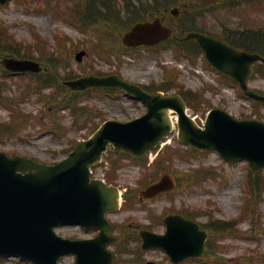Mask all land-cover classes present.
<instances>
[{
  "label": "rangeland",
  "instance_id": "obj_1",
  "mask_svg": "<svg viewBox=\"0 0 264 264\" xmlns=\"http://www.w3.org/2000/svg\"><path fill=\"white\" fill-rule=\"evenodd\" d=\"M48 1L53 4L54 8L58 4L67 2L65 0H17L5 7L0 6V18L11 28V32L17 40L25 44L34 42V36L32 35L34 30L41 34L53 50L59 48V39L65 36L69 37L71 41L68 43V47L71 48L72 55L69 61L70 66L66 70H61L62 76H64L65 72L83 76V73H89L94 67L105 72L119 70L129 80L152 84L157 81L160 83L164 74L168 72L172 78L176 79L177 83L195 95L194 99H196L198 104L204 102L205 105L209 101L208 105L223 108L239 118L251 116L250 109L242 103L243 100L238 91L225 80H222L201 57L196 58V61H192L189 58L178 60L174 56L173 48L169 46L159 50H137L134 54L125 53L124 57L122 56L124 62L121 65L118 63V59L106 58L90 52L92 41L97 40V36L92 30H88L86 35H83L73 29L69 22L56 18L52 12L37 10V8H45ZM158 2L163 4L162 9L167 7V2L163 3L164 0H158ZM226 4L232 6L229 1ZM157 5L158 11L155 4V8L151 12L160 13V5ZM26 6H29L31 10H27ZM66 8L68 7L66 6ZM68 9L73 10V8ZM206 10L207 8L198 7L201 15L189 12H185V14L196 17L202 29H211L212 32L218 34L222 31L218 28L222 26V22L224 26L232 29H235L239 23L238 18L233 19V16L230 18L229 12H216L205 16ZM220 15L225 17V21L218 18ZM203 17H205L204 20ZM169 20L177 26L183 25L188 21L190 24L188 27H195V20L191 21L185 15L180 19ZM122 21L128 24L129 18L122 17ZM257 22L260 21L257 20ZM116 35L118 36L119 32ZM73 43L75 47H73ZM79 50H86L87 54L78 63L75 55ZM35 55L37 57V54ZM178 64L182 65L179 67ZM42 77L45 78V75ZM0 81L7 82L11 97L17 95L19 98L21 94L17 91L18 87L23 88L31 83L27 77L21 78L18 76L8 78L0 76ZM223 87L231 88L234 93ZM250 87L264 92V76L257 75L252 78ZM50 91L51 89L45 90L47 96L44 102L40 99L42 95L32 94V91L25 95V101L22 102L21 107L29 115L26 126L24 129L18 130L15 135L2 136L0 138V150L11 155L20 154L38 159L44 163H53L66 156L65 150L73 140H82L90 135L92 126L87 127L86 121L84 123L80 117L79 123L72 126L74 117L68 111L48 110V94ZM80 97L82 98L81 105H88L93 110H99L100 115L105 116L106 119L128 120L145 111L144 106L140 102H135L121 93L112 94L90 91L86 94H80ZM260 112L264 113V108H261ZM190 113L198 116V118H204L205 114L204 111L194 113L191 109ZM10 116V111L0 103V120L8 122ZM95 123H101V118H96ZM54 127L59 128V130H54ZM166 144H170L169 147L174 157L173 164L169 167L172 172H179L183 174L184 178L191 168L199 169V166H204L213 171L215 178H193L197 182L193 183V185H189V180L184 178L183 185L179 191L171 196H162L153 202L143 204H137L138 201L136 200L135 203L134 200V209L130 211L122 209L121 213L115 217L117 222L122 220L137 222L149 225L156 231H163L164 228L159 216L173 209L189 210L190 212H212L215 218L225 221L239 218L243 213L244 205L247 207V203L242 199L245 191V178L249 171L245 165L246 163H225L219 155L213 153H201L193 156L191 160H185L181 155L185 153L186 147L177 140L176 135L170 136ZM108 157L112 159V162L120 163L118 171L115 172L116 177L114 179L117 180L115 183L118 186L130 188L136 197L138 191L146 185L145 183L148 179H141L140 171L137 168L135 169L136 165L133 164L130 158L124 157L114 150L109 153ZM190 175L193 177V173L190 172ZM127 201L133 203L130 202L129 198H127ZM251 202L249 214L244 217V223L237 228L240 232L237 237L242 234L257 235L262 240L258 243H256L255 239L243 242L239 241V238L234 237L236 235L222 236L217 242L221 244L219 254L223 257V260L218 264H264V194L259 196L258 203L253 198ZM198 220L201 223H206L208 218L199 217ZM253 220L255 222L254 227L251 225ZM61 232L64 236L73 238H86L91 235L90 232H85L81 228L65 229ZM210 243L215 245L214 236H212ZM128 246L131 248V253L120 257L118 262L125 258L127 262L133 261L131 264H143V255L138 250L137 242L132 240L128 243ZM156 254L158 255L159 253ZM208 261L210 262V260ZM0 264L28 263L5 259L0 261ZM62 264H73V258L64 259ZM185 264L212 263L203 260H193Z\"/></svg>",
  "mask_w": 264,
  "mask_h": 264
},
{
  "label": "water",
  "instance_id": "obj_2",
  "mask_svg": "<svg viewBox=\"0 0 264 264\" xmlns=\"http://www.w3.org/2000/svg\"><path fill=\"white\" fill-rule=\"evenodd\" d=\"M169 36L171 30L157 21L137 25L125 42L155 45ZM188 39H195L210 62L237 79L247 91L246 81L253 74L251 64L259 56L197 33L189 34L185 40ZM14 63L22 67L20 62ZM101 82L143 99L149 113L130 123H108L92 140L78 144L67 160L55 166L9 159L0 154V255L15 253L43 264H57L62 256L76 254V264H111L113 254L107 247L114 240L105 214L117 208L118 190L90 182L89 166L100 160L111 143L137 156L154 147L171 130L170 109L179 113L181 139L194 148L216 149L229 159H247L254 171L264 167L263 123L237 121L223 111L213 110L206 130H202L186 115V105L180 96L150 95L116 77ZM249 94L264 101V97ZM166 176L161 183L151 186L148 194L165 189L169 181ZM72 223L97 228L100 234L93 240L74 242L55 234L56 227ZM168 224V236L150 235L146 247L162 245L175 261L197 255V252L173 250L171 241L178 237V232Z\"/></svg>",
  "mask_w": 264,
  "mask_h": 264
},
{
  "label": "trees",
  "instance_id": "obj_3",
  "mask_svg": "<svg viewBox=\"0 0 264 264\" xmlns=\"http://www.w3.org/2000/svg\"><path fill=\"white\" fill-rule=\"evenodd\" d=\"M205 2V0H192V3H199ZM253 33L251 30H246L244 33H240L237 35L232 36L234 39H230L233 43L239 44L248 50L257 51L264 55V32L261 30L255 31ZM0 46L9 52L8 45L3 44L0 39Z\"/></svg>",
  "mask_w": 264,
  "mask_h": 264
}]
</instances>
